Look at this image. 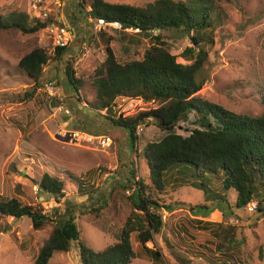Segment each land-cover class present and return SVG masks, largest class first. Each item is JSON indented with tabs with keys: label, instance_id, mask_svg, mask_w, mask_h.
Here are the masks:
<instances>
[{
	"label": "rangeland",
	"instance_id": "1",
	"mask_svg": "<svg viewBox=\"0 0 264 264\" xmlns=\"http://www.w3.org/2000/svg\"><path fill=\"white\" fill-rule=\"evenodd\" d=\"M93 1H65L69 25L81 31L69 47L72 53L45 68L41 87L32 100L20 101L23 94L33 91V80L18 67L19 61L34 49L53 53L55 43L45 29L31 35L0 31V195L41 206L49 215L57 208L59 221L69 219L71 214L86 245L100 252L117 242L132 210L128 187L132 170L137 171V179H147L148 168L143 159L137 158L126 132L90 108L95 99L93 77L106 60L107 47L126 63L142 59L150 44L146 39L139 45L132 44L129 36L125 38L113 29L103 30L95 42L89 41L94 35L87 13ZM103 1L144 7L156 0ZM216 3L227 18L215 32L208 81L199 96L237 114L259 116L264 111L260 92L264 87V0ZM0 5L4 17L14 12L29 15L28 0H0ZM82 18L85 28L78 25ZM128 35L133 39L137 33ZM164 37L178 62L185 64L180 55L190 46L189 41L170 33ZM71 59L77 76L84 79L79 95L64 76V67ZM141 107L139 112L155 105ZM161 135L154 122L142 125L137 149L141 151ZM103 136L111 138L110 147H99L98 139ZM46 173L66 184L64 196L58 201L39 191L38 183ZM205 175L208 188H199L202 179L192 178L191 169L184 165L166 172L161 202L166 208L159 212L163 227L147 247L161 254L163 264H264V204L260 206L262 212L255 202L238 208L236 192L226 190L215 176ZM81 182L89 190L85 196L78 192ZM191 206L207 208L191 212ZM52 228L53 224H48L35 231L28 218L0 216V264H34ZM133 243L138 258L132 264H155L138 247L135 236ZM217 245L225 249H217ZM49 264H80L78 251L73 247L68 253H56Z\"/></svg>",
	"mask_w": 264,
	"mask_h": 264
},
{
	"label": "trees",
	"instance_id": "2",
	"mask_svg": "<svg viewBox=\"0 0 264 264\" xmlns=\"http://www.w3.org/2000/svg\"><path fill=\"white\" fill-rule=\"evenodd\" d=\"M87 14L93 21L104 19L107 23L117 22L124 29H138L133 39L128 33H123L125 38L130 37L132 44L139 45L143 39L149 41L150 47L145 50L142 59L126 63H121L109 47L105 49L106 60L95 69V99L90 105L98 114L105 111L104 119L126 132L137 158L146 163L148 177L137 179V171L132 170L128 185L132 191L129 198L132 210L118 233L117 242L100 252L86 245L76 218L71 214L69 219L59 221L61 215L57 208H53V213L49 215L41 206L25 205L20 198L6 199L0 195L1 217L15 220L28 218L35 231L53 224L51 234L40 248L34 264H49L56 253H68L73 247L78 251L81 264H132L138 258L133 236L138 247L151 256L155 264H163L161 254L149 249L147 244L163 227L159 214L166 208L161 205L166 191L163 179L171 167L184 165L191 169L192 178L202 179L197 184L199 188H208L205 174H211L223 182L226 190L236 192L238 208H246L255 202L257 210L262 212L264 111L259 116L237 114L199 96L208 81L209 54L214 46L215 32L227 18L216 0H156L144 7L94 0ZM48 23V20L32 19L24 12H14L8 17L0 12V31L17 30L31 35L44 30ZM166 33L189 41L190 46L180 55L185 64L179 63L178 56L172 53L164 37ZM94 40L93 37L89 41ZM68 53L71 54L72 50L61 47H55L53 53L46 49H34L21 58L18 67L33 80V91L23 94L21 102L32 100L41 87L45 68L61 61ZM72 60L64 67V76L79 95L84 79L77 76ZM260 92L264 105V87ZM119 98H141L144 104L155 107L128 117L116 116L113 107ZM182 121L183 126L180 125ZM153 122L162 135L139 151L136 146L138 129ZM38 186L42 194H49L58 201L64 196L66 184L46 173ZM88 191L83 182L78 185L81 196L87 195ZM204 192L206 194V190ZM188 208L195 212L207 207ZM194 222L202 224L200 220ZM217 249L225 248L217 245ZM228 251H231L230 248Z\"/></svg>",
	"mask_w": 264,
	"mask_h": 264
},
{
	"label": "built area",
	"instance_id": "3",
	"mask_svg": "<svg viewBox=\"0 0 264 264\" xmlns=\"http://www.w3.org/2000/svg\"><path fill=\"white\" fill-rule=\"evenodd\" d=\"M65 1L66 0H28L29 3V15L32 19H37L41 21L48 20V26L45 30L48 31V34L52 41L55 43V47L69 48L76 38L74 29L69 25L68 20L65 17ZM90 26V31L94 35V38H97L99 33L106 29H113L119 33H138V29H124L121 24L107 23L104 19H98L93 21ZM88 51V47H83ZM54 87L49 88L52 90ZM55 90V89H54ZM120 99V100H119ZM118 100L121 103L113 107V112L116 116L128 117L134 115L142 109L144 104L141 98L129 99V98H119ZM143 110V109H142ZM103 115L106 114L105 111L102 112ZM142 126V125H141ZM141 126L138 130H141ZM79 135V134H77ZM76 136V135H75ZM93 137L89 138V141H92ZM112 140L110 137L103 136L98 139V145L101 148L110 147Z\"/></svg>",
	"mask_w": 264,
	"mask_h": 264
},
{
	"label": "crops",
	"instance_id": "4",
	"mask_svg": "<svg viewBox=\"0 0 264 264\" xmlns=\"http://www.w3.org/2000/svg\"><path fill=\"white\" fill-rule=\"evenodd\" d=\"M78 19V17L76 16V20ZM78 25H79V27L81 28H85L84 27V21H83V18H82V21H78ZM74 31H75V34H76V37L78 36V33H80V29L79 30H76V28H74ZM85 34V33H84ZM84 34H83V36L81 37V41L82 40H84L85 39V37H84ZM83 42V41H82ZM79 256V255H78ZM79 260H80V258H79ZM80 264H81V261H80Z\"/></svg>",
	"mask_w": 264,
	"mask_h": 264
}]
</instances>
